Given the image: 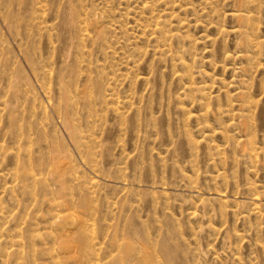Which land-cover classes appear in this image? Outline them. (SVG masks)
Here are the masks:
<instances>
[{
  "label": "rangeland",
  "instance_id": "rangeland-1",
  "mask_svg": "<svg viewBox=\"0 0 264 264\" xmlns=\"http://www.w3.org/2000/svg\"><path fill=\"white\" fill-rule=\"evenodd\" d=\"M0 264H264V0H0Z\"/></svg>",
  "mask_w": 264,
  "mask_h": 264
}]
</instances>
